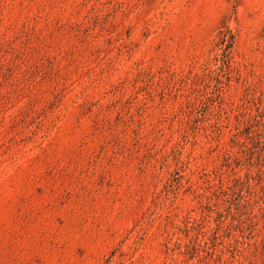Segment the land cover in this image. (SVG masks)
<instances>
[{
  "label": "rangeland",
  "instance_id": "1",
  "mask_svg": "<svg viewBox=\"0 0 264 264\" xmlns=\"http://www.w3.org/2000/svg\"><path fill=\"white\" fill-rule=\"evenodd\" d=\"M0 264H264V0H0Z\"/></svg>",
  "mask_w": 264,
  "mask_h": 264
}]
</instances>
